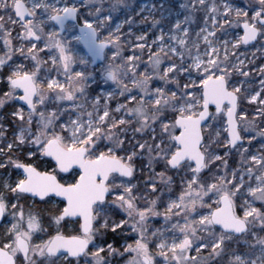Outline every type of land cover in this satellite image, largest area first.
I'll return each mask as SVG.
<instances>
[{
  "label": "snow or ice",
  "instance_id": "1",
  "mask_svg": "<svg viewBox=\"0 0 264 264\" xmlns=\"http://www.w3.org/2000/svg\"><path fill=\"white\" fill-rule=\"evenodd\" d=\"M0 264H264V0H0Z\"/></svg>",
  "mask_w": 264,
  "mask_h": 264
},
{
  "label": "rangeland",
  "instance_id": "2",
  "mask_svg": "<svg viewBox=\"0 0 264 264\" xmlns=\"http://www.w3.org/2000/svg\"><path fill=\"white\" fill-rule=\"evenodd\" d=\"M128 3L132 4L133 7H137L141 3L149 2V0H127ZM122 18V17H121ZM79 50L83 52L82 47L80 46ZM223 151V149H221Z\"/></svg>",
  "mask_w": 264,
  "mask_h": 264
},
{
  "label": "water",
  "instance_id": "3",
  "mask_svg": "<svg viewBox=\"0 0 264 264\" xmlns=\"http://www.w3.org/2000/svg\"><path fill=\"white\" fill-rule=\"evenodd\" d=\"M82 47V46H81ZM82 49H83V47H82Z\"/></svg>",
  "mask_w": 264,
  "mask_h": 264
}]
</instances>
